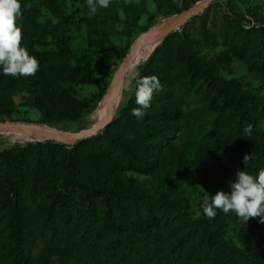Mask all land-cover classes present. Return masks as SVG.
Masks as SVG:
<instances>
[{
    "label": "trees",
    "instance_id": "obj_1",
    "mask_svg": "<svg viewBox=\"0 0 264 264\" xmlns=\"http://www.w3.org/2000/svg\"><path fill=\"white\" fill-rule=\"evenodd\" d=\"M62 1L82 8L80 22L90 31V44L107 49L99 30L124 23L128 36L134 18L98 10L88 15L86 0H43L53 9ZM201 0H171L174 14ZM42 13L36 0H22L26 26ZM40 69L35 76L13 78L0 71V119L13 112L15 96L28 93V103L45 121L75 120L90 103L65 84H96L88 50L76 59L68 45L37 46L22 32ZM223 50L209 58V47ZM124 53L119 52V58ZM234 58L244 62L264 89V23L251 24L214 0L179 30L163 38L137 74L127 102L99 133L76 144L30 141L0 150V264H264V223L247 224L217 210L209 219L203 200L192 202L180 186L152 191L132 172L152 174L178 166L209 197L230 191L237 170L256 175L264 170V96L250 95L237 78L219 74ZM156 75L146 116L131 115L139 79ZM107 82V81H106ZM119 111V112H118ZM118 114L116 115V113ZM253 128L250 137L243 131ZM246 154L252 159L247 166ZM238 227L243 247L230 238ZM257 240L254 241V238Z\"/></svg>",
    "mask_w": 264,
    "mask_h": 264
},
{
    "label": "rangeland",
    "instance_id": "obj_2",
    "mask_svg": "<svg viewBox=\"0 0 264 264\" xmlns=\"http://www.w3.org/2000/svg\"><path fill=\"white\" fill-rule=\"evenodd\" d=\"M171 0H111L110 8L116 12L122 19L128 17L134 18V29L130 38V46L126 47L128 36L124 33V23H119L114 30H99L98 33L104 40L107 49L91 45L90 31L85 24L80 22L82 8L76 3L62 1L60 9H53L46 6L43 0H36V4L41 10V17L36 24L26 26L20 17L18 25L22 27V32L27 31L33 35L37 46L47 48H56L60 44H66L71 49L76 59L81 58L82 50H88L95 76L100 79L96 84H68L66 86L76 93V95L90 103L89 109L75 120L65 121H45L42 113L28 103V93H22L15 96L17 103L16 109L3 115L1 121H11L20 123L37 124L51 128L64 133L76 132L89 128L100 121L101 106L105 101V96L111 86L113 77L121 63L129 55L136 39L145 31L151 30L159 23H164L168 18L175 15L171 12ZM228 7V3L234 4V11L240 16H244L251 24L264 23V0H219ZM162 42L161 36L157 37L155 43L148 49H140L139 54L133 64L129 74L128 83L123 91L119 106L122 107L128 100L135 84L134 80L141 68L144 67L154 49ZM22 46L29 48V43L21 41ZM223 50V47H209L204 53L213 58ZM124 56L119 58V52ZM219 74L226 78H237L245 84V88L250 95L264 96V89L259 80L253 79L244 62L234 58L228 66L220 67ZM127 79V78H126ZM107 81V82H106ZM115 111V112H116ZM119 112V111H118ZM116 113V115L118 114ZM261 127L264 128V116L259 118ZM17 131L0 130V150L10 147L14 144H25L33 140L32 137L20 139L17 137ZM128 177L136 178L140 183L152 191H161L164 187L180 186L184 188L185 196L192 202L193 210L198 216L196 202L200 197H205L204 190L193 179L183 175L178 166H171L166 169H157L152 174L142 175L137 173H128ZM230 238L232 242L239 247L243 243L238 236V227L230 226ZM257 237L254 238V241Z\"/></svg>",
    "mask_w": 264,
    "mask_h": 264
},
{
    "label": "clouds",
    "instance_id": "obj_3",
    "mask_svg": "<svg viewBox=\"0 0 264 264\" xmlns=\"http://www.w3.org/2000/svg\"><path fill=\"white\" fill-rule=\"evenodd\" d=\"M174 2L178 7L182 6L180 0ZM86 4L88 15L94 16L98 10L107 9L111 0H86ZM21 16L22 0H0V71L13 78L35 76L40 69L38 59L22 46V27L17 23ZM161 88L156 75L139 79L135 92L139 107L133 108L131 115L143 120L145 110L151 107L154 92ZM243 131L250 137L253 128L248 125ZM251 159V154H246L244 164L247 166ZM244 169L237 170L235 178L229 181L230 191L221 190L211 197H204L202 207L206 217L213 219L220 210L224 214L234 213L244 224L253 217H259V222L264 223V170L253 175Z\"/></svg>",
    "mask_w": 264,
    "mask_h": 264
},
{
    "label": "water",
    "instance_id": "obj_4",
    "mask_svg": "<svg viewBox=\"0 0 264 264\" xmlns=\"http://www.w3.org/2000/svg\"><path fill=\"white\" fill-rule=\"evenodd\" d=\"M213 1L214 0H201L193 6L183 10L182 12L177 13L172 17L168 18L164 23H159L151 30L143 32L136 39L132 46L131 52L121 63L118 70L116 71L111 86L105 96L104 102L107 101L109 108V117L105 121H98L89 128L69 133L59 132L54 129L37 124L11 121H1L0 128L7 130L29 129L31 130L33 140L56 141L65 144H76L77 142L83 139L91 138L92 136L102 131L113 120L115 114L112 109V97L119 85L120 79L126 74L134 60L137 58L144 39L151 34L157 33V37L161 36V39L163 40V38L167 37L172 32H175L179 30L182 26L186 25L193 16L202 13L207 7H209L213 3Z\"/></svg>",
    "mask_w": 264,
    "mask_h": 264
},
{
    "label": "bare ground",
    "instance_id": "obj_5",
    "mask_svg": "<svg viewBox=\"0 0 264 264\" xmlns=\"http://www.w3.org/2000/svg\"><path fill=\"white\" fill-rule=\"evenodd\" d=\"M156 38H157V33H154V34L147 36L143 41L141 49L145 50V49H148V47L150 48L152 46V44L155 43ZM135 60L132 63V65L130 66V68L128 69V71L126 72V74L120 79L119 85H118V87H117V89L114 92V95L112 97L111 103H112V109H113L114 114L116 111L115 109L119 106L121 97L123 95V91H124L125 87L127 86V83H128V81H127L128 77L127 76L129 74L133 64L135 63ZM100 117L101 118H100L99 122H103L109 117V108H108L107 101L104 102L103 105L101 106ZM0 130H7V129L0 128ZM14 131H17V134H18L17 137H19L20 139H22L23 137H25V138L32 137L31 130H29V129H17ZM59 132H62V131H59Z\"/></svg>",
    "mask_w": 264,
    "mask_h": 264
}]
</instances>
